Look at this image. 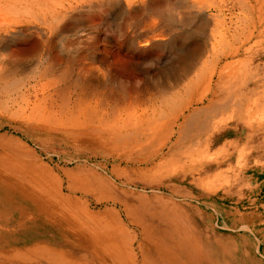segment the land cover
<instances>
[{
  "label": "bare ground",
  "instance_id": "bare-ground-1",
  "mask_svg": "<svg viewBox=\"0 0 264 264\" xmlns=\"http://www.w3.org/2000/svg\"><path fill=\"white\" fill-rule=\"evenodd\" d=\"M263 120L264 0H0V201L64 244L0 240V264H259L186 204L127 188L215 167L240 139L259 155ZM49 151L107 176L58 177Z\"/></svg>",
  "mask_w": 264,
  "mask_h": 264
},
{
  "label": "rangeland",
  "instance_id": "rangeland-1",
  "mask_svg": "<svg viewBox=\"0 0 264 264\" xmlns=\"http://www.w3.org/2000/svg\"><path fill=\"white\" fill-rule=\"evenodd\" d=\"M205 10L207 14L213 13L211 8ZM181 15L183 16L182 12ZM198 26V23L192 26V35L195 36L193 38H197V40L200 39ZM178 43L187 48V42L183 36H179ZM8 138V135L0 131V152L10 143ZM227 140L233 141L230 138ZM237 142L242 145L240 148L236 144L232 149L227 148L216 155L221 160V164L217 161L215 167L206 170L179 168L183 167L184 158L183 154H179L175 156L178 161L175 168H179L178 171L173 173L161 170L162 179L159 185L147 186L144 190L139 186L136 188L132 185L127 189L132 188L148 197L158 194L164 198L168 197L186 204L189 206L186 212L189 217L192 219L201 217L202 220L197 221H200V224L204 223L203 226H209L211 233L225 237L239 248L243 247L253 252L254 258L259 264H264V149L258 153L259 156L252 153V149L246 147L241 139ZM261 144H264V140ZM36 154L38 155V153ZM205 155L211 154L206 153ZM71 156L72 154L64 155L49 151L41 154L39 158L41 157L43 164L47 163L46 165L53 168V174L58 177L62 176V169H89L88 167L93 169L94 173L107 176L106 171L93 165L96 164L93 158H90L84 167L82 165L84 158L78 161ZM167 173H173L174 177L166 180ZM167 185H170V189L175 187L172 189L176 192H172L168 187L167 189ZM64 193H66L65 190ZM94 207H99V205ZM26 212V208L20 207L13 201H0L2 247L5 245V241L15 247H26L34 243L52 248L64 245L53 229L51 231L50 228L45 227L37 218L29 220L25 215Z\"/></svg>",
  "mask_w": 264,
  "mask_h": 264
}]
</instances>
